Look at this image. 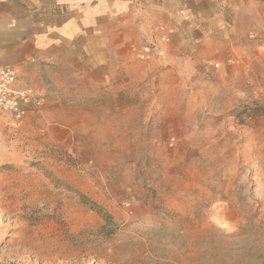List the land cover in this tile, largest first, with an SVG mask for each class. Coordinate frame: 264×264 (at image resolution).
<instances>
[{
  "label": "rangeland",
  "instance_id": "374dc122",
  "mask_svg": "<svg viewBox=\"0 0 264 264\" xmlns=\"http://www.w3.org/2000/svg\"><path fill=\"white\" fill-rule=\"evenodd\" d=\"M262 2L243 0L264 25ZM251 38L258 50L205 73L154 63L97 83L80 53L11 68L46 104L21 124L0 114V264H264Z\"/></svg>",
  "mask_w": 264,
  "mask_h": 264
},
{
  "label": "crops",
  "instance_id": "0c3cea01",
  "mask_svg": "<svg viewBox=\"0 0 264 264\" xmlns=\"http://www.w3.org/2000/svg\"><path fill=\"white\" fill-rule=\"evenodd\" d=\"M263 26L243 0H0V69L80 53L97 83L154 63L205 73L258 50L251 36L264 39Z\"/></svg>",
  "mask_w": 264,
  "mask_h": 264
},
{
  "label": "built area",
  "instance_id": "2783aa9c",
  "mask_svg": "<svg viewBox=\"0 0 264 264\" xmlns=\"http://www.w3.org/2000/svg\"><path fill=\"white\" fill-rule=\"evenodd\" d=\"M45 104L46 93L43 89L20 88L14 69H0V114L21 124L31 113L42 111Z\"/></svg>",
  "mask_w": 264,
  "mask_h": 264
}]
</instances>
